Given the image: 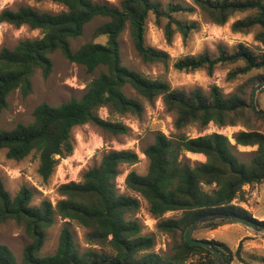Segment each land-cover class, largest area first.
Listing matches in <instances>:
<instances>
[{
    "label": "trees",
    "instance_id": "trees-1",
    "mask_svg": "<svg viewBox=\"0 0 264 264\" xmlns=\"http://www.w3.org/2000/svg\"><path fill=\"white\" fill-rule=\"evenodd\" d=\"M50 1L64 8L53 12L20 4L0 11V22L26 25L42 33L37 38L22 39L13 47L1 46L0 115L13 91L20 90L23 96L32 92L37 69L45 77L51 73V55L57 50L88 72L97 68L101 71L80 98L59 105L42 103L34 109L32 122L0 129V150H6L7 157L16 161L35 153L44 182L51 178L60 160L73 153L72 131L76 126L91 122L114 134L129 131L124 123L100 117L99 108L108 106L119 114L143 115L144 103L126 94L127 85L150 103L161 96L167 110L175 114L178 130L190 125L203 128L210 123L219 128L243 123L246 130L233 135L235 143L218 131L197 137L185 133L168 136L158 131L154 142L143 150L149 160L148 171L140 174L132 169L125 178L127 191L135 195L121 192L116 183L122 165H134L140 160L132 149L105 150L100 162L85 170L79 181L59 185L61 198L56 204L47 198L35 204L37 189L28 184L12 194L0 178V224L16 221L24 226L30 240L21 262L7 245L0 243V264H218L210 250L187 244L184 233L196 219L216 213L238 214L264 224L234 204L245 201L246 185L264 181V129L258 127L264 125V118L252 110L251 98L238 93L225 95L216 84L208 91L201 87L174 89L166 81L129 68L122 62L119 37L129 24L134 47L142 59L168 63L166 51L146 42L151 17L163 29L168 42L176 33L187 42L200 24L185 16L201 12L213 23L224 25L233 16L248 13L235 20L233 31L245 32L259 26L262 30L256 38L264 42V0H120L118 5L106 0ZM95 17L104 21L94 36H106V42L88 41L73 49L71 38L80 36ZM227 64L234 65L228 73L230 79L264 70V50L256 52L245 43L232 49L219 44L216 53L185 55L175 59L173 67L184 72L204 69L212 75L218 66ZM257 78L264 80V74ZM237 145L257 148L249 161H242L235 154ZM185 152L202 153L206 160L191 164L182 158ZM140 198L147 201L149 212L158 219L157 230L173 235L169 253L156 252L154 233L143 232L136 217ZM172 211L181 215L166 218L165 214ZM57 217L64 220L57 248L43 255L47 231ZM73 222L86 229L85 249L71 227ZM244 239L235 253L222 241H209L231 264L235 255L241 258Z\"/></svg>",
    "mask_w": 264,
    "mask_h": 264
},
{
    "label": "rangeland",
    "instance_id": "rangeland-1",
    "mask_svg": "<svg viewBox=\"0 0 264 264\" xmlns=\"http://www.w3.org/2000/svg\"><path fill=\"white\" fill-rule=\"evenodd\" d=\"M106 1L114 5H118L120 2V0ZM20 4L53 12H58L64 8L50 0H0V11L5 7H16ZM247 15L248 13H239L230 18L224 25L213 23L201 12L185 16L198 20L200 24L199 29L192 33L187 42H184L178 33L174 35L171 42H168L163 29L157 26L151 17L148 21L146 42L154 48L166 51L170 57L168 63L144 61L134 47L130 26L127 24L119 37L122 62L148 78L168 82L174 89L188 90L201 87L208 91L212 85L216 84L225 95L238 93L246 98H251L252 89L260 80L257 77L264 74V70H253L248 74L230 79L228 73L234 67L231 64L218 66L212 75L204 69L184 72L173 67L174 60L185 55H197L204 51L216 53L219 44L232 49L239 43H245L256 52L263 51L264 42L256 38L257 33L262 30L261 27L256 26L245 32H235L232 29L235 20ZM103 21V18L95 17L86 24L80 36L71 38L72 48L77 49L88 41L106 42V36H94L95 29ZM41 35L39 29H32L26 25L16 27L0 22V48L3 45L13 47L22 39L37 38ZM51 58L53 60L51 73L45 77L41 70L37 69L32 78V92L28 96H23L20 90H15L9 95L7 107L0 115V129H12L18 123L28 124L32 122L34 109L42 103L59 105L73 98H80L86 91L88 84L101 71V68H97L93 72H88L85 66L68 60L60 50L55 51ZM263 89L257 95L258 105L262 109H264ZM124 90L128 96L144 103L145 111L142 116L138 117L131 113L119 114L112 111L108 106L99 108L98 114L103 119L124 123L129 127L127 133L114 134L91 122L76 126L72 131L73 153L60 160L55 172L47 182H44L38 173L39 159L35 153L23 160L16 161L7 157L6 150H0V178L4 181L7 189L15 194L21 185L28 184L37 189L35 204H38L43 198L50 199L53 204H56L61 198L58 194L59 185L69 181H79L85 170L100 162L101 155L105 150L132 149L139 154L140 160L134 165H122L116 183L121 192L135 195L133 192L127 191L125 178L132 169L140 174H145L148 171L149 160L143 150L154 142L158 131H162L168 136L185 133L190 137L218 131L227 135L232 143H235L233 135L238 131L246 130L243 123L222 128L214 123L203 128L199 125H190L178 130L174 124L175 114L167 110L161 96L150 103L144 100L131 86H125ZM258 127L264 129L263 124H259ZM256 148L257 146L237 145L235 154L240 160L249 161L253 157L252 151ZM202 157L205 155L202 154ZM182 158L191 164L201 161L190 152H185ZM244 189L245 201H234V204L245 208L255 219L264 222V181L253 186L246 185ZM140 199L141 208L136 217L143 225V232L146 234L154 233L156 238L154 250L156 252L160 254L169 253L173 244V235L157 230L158 219L149 212L147 201L143 198ZM180 215L181 212L172 211L166 213L165 217L174 218ZM63 223L64 220L57 217L55 223L48 229L47 239L42 249L43 255L51 254L56 250ZM230 224L232 226H229ZM71 227L76 232L81 248H87L86 229L75 222L72 223ZM245 232L247 236L242 242L241 258L235 255L231 264H264V231H256L238 223L220 222L215 227L209 226L196 231L194 237L203 240L212 237V239L226 243L235 253L240 242L239 238ZM29 241L23 225L14 220L0 224V243L7 245L19 262L22 260L24 247Z\"/></svg>",
    "mask_w": 264,
    "mask_h": 264
},
{
    "label": "water",
    "instance_id": "water-1",
    "mask_svg": "<svg viewBox=\"0 0 264 264\" xmlns=\"http://www.w3.org/2000/svg\"><path fill=\"white\" fill-rule=\"evenodd\" d=\"M264 88V80L259 81L252 89L251 104L252 110L258 116L264 118V109L260 108L257 102L258 92ZM220 222L222 223H238L245 227L251 228L256 231H264V224L251 220L247 217L238 214H225L216 213L202 216L190 225L187 226L184 233V240L189 245H198L210 250L217 258L218 264H227L223 258V254L218 250L209 240L197 239L194 237V233L206 227H215Z\"/></svg>",
    "mask_w": 264,
    "mask_h": 264
},
{
    "label": "crops",
    "instance_id": "crops-1",
    "mask_svg": "<svg viewBox=\"0 0 264 264\" xmlns=\"http://www.w3.org/2000/svg\"><path fill=\"white\" fill-rule=\"evenodd\" d=\"M190 153H192V152H190ZM194 156H197V159L198 160H201V161H205V158H206V156L205 157H202V153H192ZM229 226H232V224H230ZM213 236V235H212ZM247 236V233L245 232L244 234H242L241 236H240V238H239V240H242L244 237H246ZM207 239H212V237H207Z\"/></svg>",
    "mask_w": 264,
    "mask_h": 264
},
{
    "label": "bare ground",
    "instance_id": "bare-ground-1",
    "mask_svg": "<svg viewBox=\"0 0 264 264\" xmlns=\"http://www.w3.org/2000/svg\"><path fill=\"white\" fill-rule=\"evenodd\" d=\"M202 155V154H201Z\"/></svg>",
    "mask_w": 264,
    "mask_h": 264
}]
</instances>
